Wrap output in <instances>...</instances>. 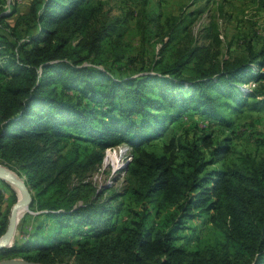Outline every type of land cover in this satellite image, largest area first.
Returning a JSON list of instances; mask_svg holds the SVG:
<instances>
[{"label": "trees", "instance_id": "obj_1", "mask_svg": "<svg viewBox=\"0 0 264 264\" xmlns=\"http://www.w3.org/2000/svg\"><path fill=\"white\" fill-rule=\"evenodd\" d=\"M89 2L31 0L34 31L15 42L17 55L0 34V162L24 175L38 212L23 215L35 222L32 237L3 254L45 264H264V162L210 168L230 146L206 134L178 139L169 126L188 112L224 119L226 110H264V58L197 78L162 58L159 74L116 78L83 64L100 54L103 33L74 43ZM252 80L258 86L248 89ZM122 143L131 149L127 185L113 197L139 207L119 227L125 198L109 206L84 179ZM208 213L207 237L176 244L186 220ZM47 221L52 235L41 233Z\"/></svg>", "mask_w": 264, "mask_h": 264}, {"label": "rangeland", "instance_id": "obj_2", "mask_svg": "<svg viewBox=\"0 0 264 264\" xmlns=\"http://www.w3.org/2000/svg\"><path fill=\"white\" fill-rule=\"evenodd\" d=\"M30 2L0 0V8H3L0 14L7 15L0 22V34L7 38V47L15 55V42L24 40L34 31L35 18L28 12ZM79 22L81 32L74 43L103 33L100 54L83 64L97 66L116 78L159 74L155 61L162 58L172 64L183 63L179 73L188 78L221 70L225 62H245L254 54L264 58V0H90ZM245 86L255 89L258 82L252 80ZM219 110L222 112L221 108ZM169 126L170 134L178 139L191 141L206 134L213 143L230 146L228 154L210 168L230 166L251 158L258 163L264 162V110H226L224 119L188 112ZM119 150L122 154L118 158ZM203 150L208 156L209 149ZM51 152L54 154V150ZM128 157H131V149L127 144L107 148L101 163L84 179L91 183L96 193L105 191L102 201L109 206H118L125 198V210L114 217L119 227L131 219L128 208L139 207L129 197H113L123 193L127 185L126 170L119 167ZM0 165L24 178L12 164L0 162ZM17 194L12 185L0 181V236L6 229ZM147 207L152 213L149 204ZM29 212L38 213L30 207ZM23 218H27L25 222ZM31 222L35 225L31 216H22L10 247L25 237H32ZM47 223L41 233L52 235ZM211 230L209 213L196 216L185 221V228L179 232L181 239L176 244L192 248ZM62 232L65 238L74 237L65 229ZM4 258L18 257L0 254V260Z\"/></svg>", "mask_w": 264, "mask_h": 264}, {"label": "water", "instance_id": "obj_3", "mask_svg": "<svg viewBox=\"0 0 264 264\" xmlns=\"http://www.w3.org/2000/svg\"><path fill=\"white\" fill-rule=\"evenodd\" d=\"M128 167V161H126L122 168L125 170ZM0 179L6 181L12 185L17 191V199L10 208L8 221L5 231L0 236V254L3 250L9 248L13 242L17 225L22 216L29 212V207L32 202V192L27 185L26 180L23 177L12 172L10 169L0 165ZM0 264H45L40 262L28 261L22 258H4L0 260ZM48 264H69L64 262H55Z\"/></svg>", "mask_w": 264, "mask_h": 264}, {"label": "bare ground", "instance_id": "obj_4", "mask_svg": "<svg viewBox=\"0 0 264 264\" xmlns=\"http://www.w3.org/2000/svg\"><path fill=\"white\" fill-rule=\"evenodd\" d=\"M121 154H122V151L119 150V152L117 153V157L119 158ZM118 161H119V160H118ZM117 166H119V164H118ZM119 168H122V165H120Z\"/></svg>", "mask_w": 264, "mask_h": 264}, {"label": "built area", "instance_id": "obj_5", "mask_svg": "<svg viewBox=\"0 0 264 264\" xmlns=\"http://www.w3.org/2000/svg\"><path fill=\"white\" fill-rule=\"evenodd\" d=\"M130 158H131V157H128L127 161H129V160H130Z\"/></svg>", "mask_w": 264, "mask_h": 264}]
</instances>
